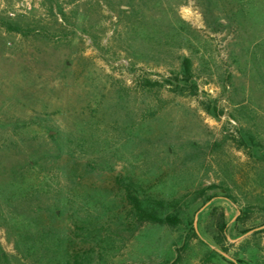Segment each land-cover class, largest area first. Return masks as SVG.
Here are the masks:
<instances>
[{
  "label": "rangeland",
  "instance_id": "rangeland-1",
  "mask_svg": "<svg viewBox=\"0 0 264 264\" xmlns=\"http://www.w3.org/2000/svg\"><path fill=\"white\" fill-rule=\"evenodd\" d=\"M0 264H264V0H0Z\"/></svg>",
  "mask_w": 264,
  "mask_h": 264
},
{
  "label": "trees",
  "instance_id": "trees-1",
  "mask_svg": "<svg viewBox=\"0 0 264 264\" xmlns=\"http://www.w3.org/2000/svg\"><path fill=\"white\" fill-rule=\"evenodd\" d=\"M185 67L187 68V66ZM127 198L130 199L134 214L140 222H152L169 226L177 224V217L173 214L160 215L162 210L165 211L168 208H175L174 204L152 200L146 202V205L144 206L141 203L137 202L135 200V196L133 195L128 194ZM221 218H223V215H221ZM224 228L225 225L223 223V220H219V223H217V229L223 231Z\"/></svg>",
  "mask_w": 264,
  "mask_h": 264
}]
</instances>
